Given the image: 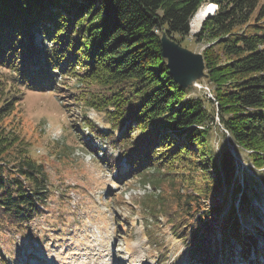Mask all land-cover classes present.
Listing matches in <instances>:
<instances>
[{"label": "trees", "instance_id": "1", "mask_svg": "<svg viewBox=\"0 0 264 264\" xmlns=\"http://www.w3.org/2000/svg\"><path fill=\"white\" fill-rule=\"evenodd\" d=\"M207 1L217 9L194 42L205 61L199 81L212 96L175 81L161 42L167 32L186 46ZM0 66L7 68L0 71V221L33 222L49 188L44 164L26 148L17 152L18 169L8 166L23 142L24 90L55 91L68 79L82 102L105 113L113 128H90L112 144L120 140L129 170L167 166L192 184L199 173L198 194L179 195L189 215L197 212L178 230L194 259L227 261L234 240L242 251L259 250L261 218L248 219L239 206L251 202L248 176L237 174L240 160L223 139L246 154L240 157L264 186V0H0ZM115 128L129 137L114 138Z\"/></svg>", "mask_w": 264, "mask_h": 264}, {"label": "rangeland", "instance_id": "2", "mask_svg": "<svg viewBox=\"0 0 264 264\" xmlns=\"http://www.w3.org/2000/svg\"><path fill=\"white\" fill-rule=\"evenodd\" d=\"M212 5L207 1L201 8L214 12ZM200 27L192 26L185 41L195 52L202 50L194 42ZM0 71L7 68L0 66ZM67 81L55 91L25 89L18 105L23 142L8 157V166L17 168V152L26 148L44 164L49 188L33 222L13 227L0 221V264H216L194 259L186 235L178 236L197 214L194 209L190 215L185 211L179 195L183 200L187 194H198L194 183L199 173L192 184L186 176H171L167 166L129 170L120 140L112 144L113 139L104 133L97 136L90 128L108 130L111 123L105 113L82 102L80 88ZM113 131L114 138L129 137L122 129ZM223 141L228 143L227 138ZM243 156L237 174L241 179L243 173L248 176L251 202L239 206L248 219L258 216V225H264V186ZM245 229L255 231L250 225ZM233 243L227 261L217 259L218 264H264V240L259 239L256 255Z\"/></svg>", "mask_w": 264, "mask_h": 264}, {"label": "water", "instance_id": "3", "mask_svg": "<svg viewBox=\"0 0 264 264\" xmlns=\"http://www.w3.org/2000/svg\"><path fill=\"white\" fill-rule=\"evenodd\" d=\"M212 13L210 12L205 18ZM162 53L167 59V64L175 81L182 87L187 88L205 74V61L202 52H195L188 47L182 45L177 40L168 36L167 32H163Z\"/></svg>", "mask_w": 264, "mask_h": 264}, {"label": "bare ground", "instance_id": "4", "mask_svg": "<svg viewBox=\"0 0 264 264\" xmlns=\"http://www.w3.org/2000/svg\"><path fill=\"white\" fill-rule=\"evenodd\" d=\"M210 6H211V5H210ZM212 8H213V11L215 12L216 9H217L216 4H215V5H212ZM210 12H211V8L208 7V6H205V7H203V8H200V9L196 12V14L194 15V17L192 18L191 25H192L194 28H197V29H198V28L201 26V23L203 22L204 18H205ZM214 12H213V13H214ZM192 26H191V27H192ZM205 74H206V73H205ZM201 79H202V78H201ZM199 82H200L199 80L196 81V82L194 83V85H198ZM194 85H192V86H194ZM226 138H227V141H228L229 144H233V142L231 141L229 135H227ZM257 241H258V240H257ZM235 264H237V262H236Z\"/></svg>", "mask_w": 264, "mask_h": 264}, {"label": "built area", "instance_id": "5", "mask_svg": "<svg viewBox=\"0 0 264 264\" xmlns=\"http://www.w3.org/2000/svg\"><path fill=\"white\" fill-rule=\"evenodd\" d=\"M199 87H202L205 89L206 93L209 95V96H212L211 95V92H210V88L208 85H204V84H199ZM220 123V122H219ZM233 146V145H232Z\"/></svg>", "mask_w": 264, "mask_h": 264}]
</instances>
